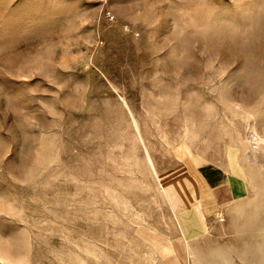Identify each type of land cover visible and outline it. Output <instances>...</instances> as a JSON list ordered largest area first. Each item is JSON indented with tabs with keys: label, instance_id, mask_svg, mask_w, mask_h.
<instances>
[{
	"label": "rangeland",
	"instance_id": "rangeland-1",
	"mask_svg": "<svg viewBox=\"0 0 264 264\" xmlns=\"http://www.w3.org/2000/svg\"><path fill=\"white\" fill-rule=\"evenodd\" d=\"M263 230L264 0H0V264H260Z\"/></svg>",
	"mask_w": 264,
	"mask_h": 264
},
{
	"label": "crops",
	"instance_id": "crops-1",
	"mask_svg": "<svg viewBox=\"0 0 264 264\" xmlns=\"http://www.w3.org/2000/svg\"><path fill=\"white\" fill-rule=\"evenodd\" d=\"M197 171L206 185V188L202 187L200 184L198 185L200 208L203 209V212L210 211L212 208H218L219 204L216 190L221 186L222 174L216 173L213 168H206L202 169V171ZM189 208L192 210L189 209V212L180 214L182 229L185 233H188L190 229L194 227L199 230L203 228L201 222H196L199 218L197 210L193 206Z\"/></svg>",
	"mask_w": 264,
	"mask_h": 264
},
{
	"label": "bare ground",
	"instance_id": "bare-ground-1",
	"mask_svg": "<svg viewBox=\"0 0 264 264\" xmlns=\"http://www.w3.org/2000/svg\"><path fill=\"white\" fill-rule=\"evenodd\" d=\"M192 172L194 173V175L196 176V178H197V180L199 181V183H200V185L202 186V187H204V188H206V185H205V183H204V181H203V179L200 177V176H198V174L194 171V170H192ZM244 185H245V187L244 186H242L241 185V188L242 189H244V188H246L247 189V191L248 192H250L251 194H255V188L253 187V185L252 184H250V183H243ZM246 191V192H247ZM251 200H253V199H251ZM258 207V206H257ZM257 210H258V208H257ZM256 210V211H257ZM263 232V235H264V230L262 231ZM254 251H256V252H258L259 253V260H257V262H260V264H264V240H261V242L260 243H258V245L256 246V248H254ZM218 256H220V261L221 260H225L226 258H224V256H221V254H216L215 256H212V257H214L215 258V260H217L218 259ZM211 258V257H210ZM203 259H205V258H203ZM250 259H252V257L250 258L249 256H248V260H250ZM221 263H222V261H221ZM220 263V264H221ZM223 264V263H222Z\"/></svg>",
	"mask_w": 264,
	"mask_h": 264
}]
</instances>
